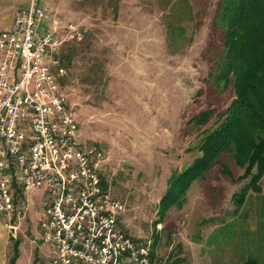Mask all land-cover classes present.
<instances>
[{
	"label": "rangeland",
	"instance_id": "374dc122",
	"mask_svg": "<svg viewBox=\"0 0 264 264\" xmlns=\"http://www.w3.org/2000/svg\"><path fill=\"white\" fill-rule=\"evenodd\" d=\"M165 1L0 0V24L35 2L82 30L81 41L62 49L61 86L80 139L105 153L103 175L124 203L119 223L132 238L150 241L152 264H238L248 255L264 263V174L260 193L248 192L233 217L230 195L247 178L238 179L242 169L227 152L189 184L183 201L158 213L169 175L200 154L203 132L233 97L230 86L218 92L207 75L221 43L211 21L217 0H187L192 19L173 22L183 30L175 48L166 41ZM203 111L210 113L204 123L189 122ZM26 196L13 236L0 216V264L11 256L10 236L18 241L13 264H49L36 223L44 190Z\"/></svg>",
	"mask_w": 264,
	"mask_h": 264
},
{
	"label": "built area",
	"instance_id": "2783aa9c",
	"mask_svg": "<svg viewBox=\"0 0 264 264\" xmlns=\"http://www.w3.org/2000/svg\"><path fill=\"white\" fill-rule=\"evenodd\" d=\"M82 30L31 2L0 31V215L9 232L26 193L42 188L36 223L49 264H151L150 241L119 223L124 203L103 175L101 147L80 139L61 86L63 47Z\"/></svg>",
	"mask_w": 264,
	"mask_h": 264
},
{
	"label": "trees",
	"instance_id": "16d2710c",
	"mask_svg": "<svg viewBox=\"0 0 264 264\" xmlns=\"http://www.w3.org/2000/svg\"><path fill=\"white\" fill-rule=\"evenodd\" d=\"M165 3L169 6L163 16L166 41L175 48L183 30L173 22L191 20V7L187 0H166ZM211 21L220 31L221 43L208 71V79L218 92L230 86L233 97L223 112L216 115L217 125L203 132L198 142L200 154L185 168L169 175L167 188L159 199V214L183 201L189 184L202 178L223 152L242 169L238 179L247 178L238 191L230 195L233 217L243 206L248 192L261 191L259 181L264 174V0H217ZM61 56H66L63 51ZM209 116V112L203 111L192 116L189 122L201 124ZM222 171L229 175L224 167ZM261 209L264 210V206ZM262 215L264 223V211ZM10 239L13 246L7 264H13L18 242L12 236ZM151 247L153 245H150L152 264ZM238 264L264 263L248 255Z\"/></svg>",
	"mask_w": 264,
	"mask_h": 264
},
{
	"label": "crops",
	"instance_id": "0c3cea01",
	"mask_svg": "<svg viewBox=\"0 0 264 264\" xmlns=\"http://www.w3.org/2000/svg\"><path fill=\"white\" fill-rule=\"evenodd\" d=\"M28 3H29V2H28ZM26 5H27V4H26ZM26 5H25V6H26ZM13 6H14V5H13ZM20 6H22V5H20ZM25 6H23V7H25ZM16 7H18V5H17ZM13 8H15V7H13ZM11 21H12V19H10V21H9L8 23H4V24L2 23V24H0V25L2 26L3 29H6V28H8V25H10ZM9 27H10V26H9ZM0 28H1V27H0ZM3 29H1V30H3ZM1 30H0V31H1ZM0 216H1V215H0ZM2 226H3V225H2ZM3 228H4V227H3ZM9 233H10V232H9Z\"/></svg>",
	"mask_w": 264,
	"mask_h": 264
},
{
	"label": "water",
	"instance_id": "95a60500",
	"mask_svg": "<svg viewBox=\"0 0 264 264\" xmlns=\"http://www.w3.org/2000/svg\"><path fill=\"white\" fill-rule=\"evenodd\" d=\"M9 232H10V234H11L12 236L14 235V231H13L12 228L9 230Z\"/></svg>",
	"mask_w": 264,
	"mask_h": 264
}]
</instances>
